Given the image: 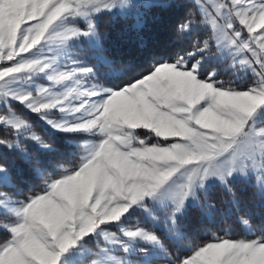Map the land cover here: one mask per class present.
<instances>
[{"label": "snow or ice", "instance_id": "6c2138e0", "mask_svg": "<svg viewBox=\"0 0 264 264\" xmlns=\"http://www.w3.org/2000/svg\"><path fill=\"white\" fill-rule=\"evenodd\" d=\"M193 3L0 0V159L19 153L34 181L0 164V264H264V224L197 241L185 223L215 215L217 186L264 199V0ZM176 7L187 46L117 68L103 18L142 28Z\"/></svg>", "mask_w": 264, "mask_h": 264}, {"label": "trees", "instance_id": "16d2710c", "mask_svg": "<svg viewBox=\"0 0 264 264\" xmlns=\"http://www.w3.org/2000/svg\"><path fill=\"white\" fill-rule=\"evenodd\" d=\"M182 4L192 5L193 0H178ZM189 11L187 7H176L171 9H156L148 13L143 21V27L133 26V22L114 17H104L100 30L105 33V46L108 49L107 55L116 61L117 68L140 70L143 66L152 62L154 55H170L176 50L186 47L187 42L178 40L175 35V25L180 18ZM198 19L200 17H197ZM203 32L202 35H207ZM215 52V48H213ZM216 67L215 61L212 63ZM222 67V65H221ZM222 79L227 75L222 74ZM4 109L0 108V113ZM39 130V129H37ZM0 138L11 139L6 128H0ZM30 152L36 154V149L31 144L25 145ZM65 164L70 161H64ZM12 173L14 179H22L27 184H32L33 177L29 174L30 165L24 161L19 153H7L0 159ZM0 191L11 192V189L0 187ZM235 203H231L233 197L220 187H214L210 193V201L215 205V215L208 218L200 209L190 211L185 223L191 229L190 235L197 241L210 240L213 235L230 238H255L249 234V226L253 229L264 224V199L259 195L258 190L249 183L238 182L234 187ZM227 201V203H225ZM0 214V221L6 220ZM247 220V224L244 222ZM139 222L141 226H151L152 222L143 215L134 218L130 224ZM119 235L116 228L110 229ZM256 232V235H259ZM158 264H166L160 260Z\"/></svg>", "mask_w": 264, "mask_h": 264}, {"label": "rangeland", "instance_id": "374dc122", "mask_svg": "<svg viewBox=\"0 0 264 264\" xmlns=\"http://www.w3.org/2000/svg\"><path fill=\"white\" fill-rule=\"evenodd\" d=\"M40 83H44V84H47L48 82L47 81H44V80H41L39 81Z\"/></svg>", "mask_w": 264, "mask_h": 264}]
</instances>
